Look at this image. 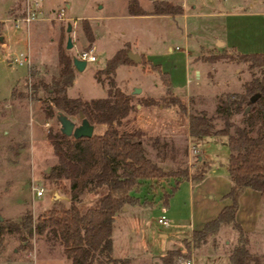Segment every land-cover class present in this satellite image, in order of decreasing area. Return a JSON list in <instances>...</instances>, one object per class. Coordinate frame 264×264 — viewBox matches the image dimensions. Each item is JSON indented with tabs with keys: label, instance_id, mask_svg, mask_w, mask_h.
<instances>
[{
	"label": "rangeland",
	"instance_id": "obj_1",
	"mask_svg": "<svg viewBox=\"0 0 264 264\" xmlns=\"http://www.w3.org/2000/svg\"><path fill=\"white\" fill-rule=\"evenodd\" d=\"M136 1L145 11L152 12L156 2L160 0ZM167 1L179 7L182 11L179 13H196H189L185 17L133 15L129 10V3L133 2L132 0H40L38 13L40 17H52L58 8L63 7L67 18L53 20L41 17L36 21L21 22L16 28L12 18L20 14L22 8H16V0H0V22H2L0 36L5 39V44L0 43V218L2 220L17 222L27 213L36 217L40 211L54 203L68 204L70 201L66 187L57 186L54 179L48 175L51 165L55 162V155L47 138V129L58 127L59 122L56 115L49 117L44 114L42 109L46 95L44 90H39L37 96L40 98H38L30 89L33 80L29 73L30 66L39 69V76L44 80L50 81L51 76L57 75L59 48L62 47L70 55L75 56L78 51L91 48L94 43L96 58L87 61L83 69L75 67L74 82L67 89L68 95L74 97L79 95L86 100L106 96L109 76L102 72L100 73L102 80L98 79L97 70L104 67L106 59L125 43L131 45L130 48L134 51L150 54V61L158 64L168 74H172L173 83L177 81L176 77H181L184 70L185 50H189L190 54L194 55L201 48V44L214 46L201 50L198 58L209 63L215 62L217 67V72H214L215 78L206 75L205 72H202L201 77H196L195 73L190 74L193 94L188 98L185 97V87L179 86L175 89L189 111L212 112L218 97L225 91L243 90L245 82L256 75L261 76V67L257 64L251 65V61L238 57L233 48L222 46L220 42L226 39L228 33L229 42L235 44L236 50L247 53L264 51V0ZM26 4L27 0H22V5L26 6ZM12 6L13 10L9 11L12 16H10L8 10ZM132 8L136 9V5L133 4ZM222 9L252 12L258 10L255 13L259 15H255L254 18L217 13ZM85 21L94 33V40L91 42L82 27ZM68 22L71 23V48L65 47L69 32ZM168 45L173 47L172 51L166 49ZM25 52L31 53L28 64L18 65L12 62L14 56ZM210 55H218V58L208 60L207 56ZM111 76L115 79L116 85L132 94L131 107L127 115L121 119L122 125L118 129L126 132L139 128L133 127L135 118L133 111L137 108L136 104H142L146 97H153L156 99L153 109H157V105L160 104L170 108H167L165 114L181 115L178 122L180 130L176 136L159 134L173 140L176 151L174 155L168 152L166 157H158L149 142L150 136H159L154 135L158 130L140 128L145 133L144 144L147 154L167 170H174L181 165L187 167L189 174L196 170L202 171L206 166L205 162L197 158L199 154H191L189 151V145L196 142L187 135V128L184 125L188 113L179 109L177 104H165L166 99L162 96L168 97L169 94L166 84L158 73L149 65L136 62L119 64ZM136 86L141 87V91L133 93L131 90ZM13 88L15 90L12 94ZM69 116L75 123L80 121L77 114ZM44 122H48V125L43 126ZM106 125L105 122L98 121L94 124V130L101 131ZM199 143L196 144L199 148L198 153L201 151ZM209 145L214 147L211 151L217 152L215 143ZM185 146L186 154L183 153ZM208 149L209 147L204 148V152L207 153ZM219 156L224 160L221 151ZM39 186L44 190L37 196L35 190ZM186 188L187 183L184 182L180 188H177V196L174 198L179 204L177 211L175 209V219L171 222L179 223L178 226L159 225L157 217L161 214V209L158 206L146 207L148 211L144 219L136 221L134 216H130L128 224L123 218L120 227L115 225L116 250L127 253L133 249L148 248L153 252H162L174 246V242L178 243V239L187 235L189 229L190 211ZM55 190L57 199L52 196ZM81 195V199L78 200L79 207L84 210L95 203L99 194L85 191ZM132 211L134 210L129 208L128 211L123 212V215L127 216ZM146 219L150 222L147 223ZM161 229H165L169 235L161 237L159 234ZM228 236H230L229 230L218 236L221 246L228 245L224 243L226 241L224 238ZM21 237L22 234L16 231L4 232L0 245V264H71L69 259L63 256L59 246L46 247L43 239L37 234L27 239L28 244L24 245ZM180 256L192 257L194 264H225L222 253L210 254L207 246L204 245L196 246L193 252L191 249L189 255Z\"/></svg>",
	"mask_w": 264,
	"mask_h": 264
},
{
	"label": "trees",
	"instance_id": "obj_2",
	"mask_svg": "<svg viewBox=\"0 0 264 264\" xmlns=\"http://www.w3.org/2000/svg\"><path fill=\"white\" fill-rule=\"evenodd\" d=\"M132 1L129 3L132 14L147 13L136 0ZM133 4L136 9L132 8ZM15 6L22 8L15 17L24 14L22 0H16ZM179 12H182L180 8L167 0L156 2L152 10L155 14ZM82 27L91 42L94 39L92 28L86 21ZM231 48L238 57L261 67V76L256 75L245 82L243 90L225 91L218 97L212 112L189 111L180 96L173 92L168 73L140 53V62L155 70L167 86L169 95L162 96L166 99L165 104H177L179 109L188 113L189 135L194 142L203 143L208 137H213L226 141L229 149L227 168L231 185L226 195L231 197V201L202 227L195 228L190 236L182 239L185 249L169 248L158 256L161 264H174V257L189 255L192 247L207 243L211 235L227 227L236 233V241L228 253L229 264H264V256L252 252L251 233L236 219L239 196L245 187L264 194V51L247 53ZM129 49L130 45L125 43L106 59L104 67L97 70L98 79H101L102 72L109 76V85L105 97L91 100L68 95L67 89L74 82V65L72 55L62 47L58 52V73L51 76L50 81L39 76V69L29 67L33 77L31 93L38 97L39 90H44L46 94L42 105L46 116L52 117L62 110L79 117L82 113L92 124L101 121L107 125L101 131L94 130L90 136L77 137L64 133L59 126L47 129V138L55 155L48 175L57 186L66 187L70 201L68 204L54 203L36 217L27 213L17 222L0 218V245L5 231L21 233L23 245L37 234L46 247L59 246L71 264L123 263L124 259L112 255V226L116 214L123 207L140 201L132 190L140 189L144 180L157 183L171 177L173 183L169 189L162 190V204L166 205L182 180L200 181L204 178V171L196 170L189 174L187 167L181 165L174 170L163 168L147 154L142 129L122 132L116 127L129 112L132 94L116 85L111 74L119 64L135 63L128 56ZM216 58L218 55L207 56L208 60ZM255 93L259 96L250 101V96ZM143 103L154 104L156 99L146 97ZM149 142L158 157H166L168 152L175 154L173 140L159 135L150 136ZM183 153H187L186 146ZM85 191L99 195L92 206L81 210L78 200Z\"/></svg>",
	"mask_w": 264,
	"mask_h": 264
},
{
	"label": "crops",
	"instance_id": "obj_3",
	"mask_svg": "<svg viewBox=\"0 0 264 264\" xmlns=\"http://www.w3.org/2000/svg\"><path fill=\"white\" fill-rule=\"evenodd\" d=\"M13 6L10 7L8 12L13 10ZM146 12L147 13H139V14H146L152 17H158V16L176 17L180 15L185 17L189 13H192V14L196 13V12H189V13L185 12V13H175V14H169V13H156L155 14V13H152L151 11H146ZM255 12H252L250 10H240V9L232 10V11L222 9V10L217 11V13H220V14L225 13L226 16L242 15V16H248V17H254V18H255V15H259L258 13H255ZM139 14H133V15H139ZM9 15L12 16L11 12H9ZM69 17L72 18L73 16H69ZM33 21H36V20H33ZM0 26H2V22H0ZM70 30L68 34H70ZM227 30H228V26H227ZM1 44L2 45L5 44V39H4V42ZM220 45L227 46V47L235 46V44L229 42L228 33H227L226 39H223L222 42H220ZM93 46L95 48L94 43H93ZM212 47L214 46L209 45V44L204 46L201 44V48L197 50L198 52L195 53L194 55H191L189 50H185V54H184L185 65H184V70L182 72L181 77L179 78L176 77L177 81H174L173 83L172 74H168V76L170 77V81H171L172 89L174 93H176L175 91L176 87L182 86V87H185V93H186L185 97L186 98L190 97L191 94H193L192 93L193 90L191 89L190 74L194 75L195 73L196 77H201L202 72H205L206 75H209L215 78L214 72H217V69H216L217 67L215 66V62L209 63L208 61H204L201 58H198L200 54L199 52H201V50L210 49ZM176 48L179 49L180 47L176 46ZM166 49L168 51H172L173 47L171 45H168ZM131 50L134 51L133 49ZM138 53L145 54L146 57L150 60V54H147L143 51H140ZM29 54L31 56V53ZM39 62L42 63L43 61H39ZM137 63H141V62H137ZM136 107L137 108L135 109V111H133L135 114L134 115L135 118L133 120V123H134L133 127L144 128L146 130L152 128L154 131L158 130L157 133L154 135L162 134V135L176 136L177 134H179L178 132L180 128H179L178 122L181 119V115L175 114L174 116H171V115H168V113H166L167 114L166 115L164 112L167 110V108L170 109L168 106H162L158 104L156 107L157 109H153L154 104L146 105L142 103V104H136ZM185 118L186 116L183 117V119ZM121 125L122 123L117 125V128L121 127ZM184 125L187 128L186 129L188 133L187 135H189L188 114H187V120L184 123ZM212 142L216 144L217 152L211 151V149L214 147H211L209 143H212ZM198 145H200V150H201L200 153H198L199 157L201 161H204L206 164V166L202 170L204 171L205 176L200 181L182 180L177 187V188H180L181 184H183L184 182L187 183L186 191L188 192L187 201H188V208L190 211V219L188 223L189 229L186 232L187 235L178 239V243L174 242L175 245L172 246L171 248L179 247V248L184 249L182 247L183 246L182 239L184 237L190 236L192 234V231L195 228L202 227L205 221L216 216L217 213L222 209V207L231 201V197L226 195V192L231 185V180H230V177L228 174V168H227V161H228L227 156L229 153L227 142L224 140H216L213 137H208V139H206L203 143H199ZM206 147H209V149L207 150V153L204 152V148ZM220 151L222 152L223 157H225L224 160L223 158H220L219 156ZM212 155L214 156L211 157ZM172 183H173V179L171 177L160 180L157 183L156 182L154 183L149 180H144L140 189L132 190V193L140 197V201L138 203L128 204L127 206L123 207L121 209L122 212L116 214L114 221H113V226H112L113 227L112 255L115 257L124 259L123 263H118V264H161L158 256L162 255V253H164L167 249L162 252H153L152 250L148 248L146 249L138 248L135 250L132 248L133 251H131L130 250L131 248H130L129 249L130 251H128L127 253H122V252L120 253V251L118 252L116 250L115 225L120 227L119 225H121L120 222H122L121 220L123 218L128 224L130 220V216H134V218H136V221L144 219V215L148 211L146 207L158 206L161 209V211H162V208L165 209V213L169 217V224L165 226H169L170 224L178 226L179 223L173 224L174 222H171L172 219H175L174 216H176L177 205L179 204L178 200L176 199L177 200L176 201L174 199L175 196H177V191H175V193H173V195L170 196L166 205H163L162 200H161L162 194H163L162 190L164 189L168 190ZM238 207L239 208L236 213V219L239 223H241L243 228H245L248 232L251 233L252 252L263 257L264 256V194L250 187H245L243 189V192L239 196ZM129 208L134 211H132V213H129L127 216H124L123 212L128 211ZM146 221L147 223L150 222L149 219H146ZM227 230H229L230 236H228V238H224L226 239L224 243L228 245H225L223 247L221 246V243L218 240V236ZM233 231L234 230L231 228H228V227L224 228L221 231H219L217 234L211 235L208 242L202 245L207 246L210 254L211 253L213 254L222 253L225 264H229L228 253L231 247L233 246L234 242L236 241L235 240L236 233L235 231L234 232ZM159 234L161 237L162 236L166 237L169 235V233L165 229H161L159 231ZM193 248L194 247H192V252H193Z\"/></svg>",
	"mask_w": 264,
	"mask_h": 264
},
{
	"label": "built area",
	"instance_id": "obj_4",
	"mask_svg": "<svg viewBox=\"0 0 264 264\" xmlns=\"http://www.w3.org/2000/svg\"><path fill=\"white\" fill-rule=\"evenodd\" d=\"M39 1L40 0H27V4L25 6V11L24 14H21V16L19 17H13V21L15 23V27L18 28L19 27V23L21 22H30L33 20H37V19H41V17L43 18H49V19H53V20H57V19H66L67 16L65 14L64 8L60 7L57 9V11L55 12L54 16L52 17H45V16H41L38 15V13L40 12L39 10ZM76 56H78L81 59H84L86 62L87 61H91L94 60L96 58L95 55V48L94 46H91V48L88 49H82L80 51H78V53H76ZM30 60L29 57V53L25 52L23 54H19V56H14L12 58V62L18 65H23V64H28ZM44 125H48V122H44ZM189 151L192 154H198L199 152V148L197 147L196 144H190L189 145ZM44 188L42 186L36 187L35 190V194L37 196L41 195L43 193ZM157 223L158 224H162V225H168L169 224V219L167 214L165 213V209L162 208V212L161 214L158 216L157 218ZM174 264H194L193 262V258L191 257H183V256H176L174 257Z\"/></svg>",
	"mask_w": 264,
	"mask_h": 264
},
{
	"label": "water",
	"instance_id": "obj_5",
	"mask_svg": "<svg viewBox=\"0 0 264 264\" xmlns=\"http://www.w3.org/2000/svg\"><path fill=\"white\" fill-rule=\"evenodd\" d=\"M71 29V23H67V31ZM1 43L4 42V38L0 36ZM67 48H71L72 42H71V35L68 34L66 45ZM128 56L134 61V62H140L141 57L140 54L136 51H132L131 49L128 50ZM72 63L74 67L78 69H83L86 66V61L84 59L79 58L78 56H72ZM141 88L136 86L133 88V93L140 92ZM258 93H255L250 96V101H254L257 97ZM248 106H246L247 108ZM56 118L59 122V129L62 130L64 133L68 135H73L74 137L77 136H90L94 132V124H92L87 117H85L82 113L80 114V121L78 123H75V121L65 112L62 110L56 112ZM198 158L200 159L199 155ZM49 169V167L47 168ZM54 199L58 198L56 190L54 191V194L52 195Z\"/></svg>",
	"mask_w": 264,
	"mask_h": 264
}]
</instances>
